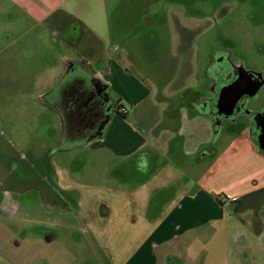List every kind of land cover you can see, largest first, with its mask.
Returning <instances> with one entry per match:
<instances>
[{
	"label": "crops",
	"instance_id": "crops-1",
	"mask_svg": "<svg viewBox=\"0 0 264 264\" xmlns=\"http://www.w3.org/2000/svg\"><path fill=\"white\" fill-rule=\"evenodd\" d=\"M192 24L173 19L174 47L182 57L177 82L158 87L112 60L103 64L98 73L114 96V112L105 131L82 146L90 144L91 152L113 164L85 181L69 171L56 174L65 195L60 206L51 204L48 226L68 228L81 218L109 264H232L250 246L264 248V153L250 120L263 109L213 118L216 90L204 97L191 82ZM245 71L259 74L264 86L261 72ZM3 142L0 219H24L28 197L41 223V189L34 184L35 194L27 195L19 172L24 156ZM55 238L51 232L44 240ZM19 245L14 242L15 250Z\"/></svg>",
	"mask_w": 264,
	"mask_h": 264
},
{
	"label": "rangeland",
	"instance_id": "rangeland-1",
	"mask_svg": "<svg viewBox=\"0 0 264 264\" xmlns=\"http://www.w3.org/2000/svg\"><path fill=\"white\" fill-rule=\"evenodd\" d=\"M178 16L196 29L191 82L197 81L201 95H209L208 78L221 67L259 71L264 79V0H0V141L24 156L19 172L27 195L36 184L43 196L41 223L35 222L34 200L28 197L24 219H0V264L110 263L81 218L68 228L48 226L51 204L60 206L65 195L57 173L69 171L85 181L113 164L91 152L90 144L77 147L84 142L60 138V119L48 94L65 61L79 58L91 62L93 71L112 60L149 84L173 83L182 58L174 47ZM257 109L264 110V86L246 106ZM51 232L56 238L46 244ZM14 242L20 243L18 250ZM252 248L232 264H264V248Z\"/></svg>",
	"mask_w": 264,
	"mask_h": 264
},
{
	"label": "flooded vegetation",
	"instance_id": "flooded-vegetation-1",
	"mask_svg": "<svg viewBox=\"0 0 264 264\" xmlns=\"http://www.w3.org/2000/svg\"><path fill=\"white\" fill-rule=\"evenodd\" d=\"M227 63L228 59L223 58L222 64L227 66ZM92 69L88 61L81 58L65 61L64 71L58 76L56 84L48 94V101L60 119V138L65 136L66 140L77 144L84 142L82 145L98 138L105 131L115 108L99 71ZM239 69L238 66L229 69L221 67L212 72L208 78V93L220 83H224L222 87L235 83ZM219 90L215 92L214 101H211L210 114L215 112L214 102ZM251 100L244 96L238 104L239 112L243 111L242 108H246ZM254 131L259 134L257 127Z\"/></svg>",
	"mask_w": 264,
	"mask_h": 264
},
{
	"label": "water",
	"instance_id": "water-1",
	"mask_svg": "<svg viewBox=\"0 0 264 264\" xmlns=\"http://www.w3.org/2000/svg\"><path fill=\"white\" fill-rule=\"evenodd\" d=\"M146 21V24L150 22ZM238 79L235 83L224 85L220 88L217 98L215 100V112L211 114L213 118H232L235 113L239 112L238 104L240 100L247 96L249 99H253L257 91L262 86L261 77L259 74L246 72L243 68L237 71ZM242 112L248 113L245 107L242 108ZM264 111V110H263ZM260 111L251 114V119L256 122L259 134L257 138V149L264 152V113L260 115ZM252 121V120H251Z\"/></svg>",
	"mask_w": 264,
	"mask_h": 264
},
{
	"label": "trees",
	"instance_id": "trees-1",
	"mask_svg": "<svg viewBox=\"0 0 264 264\" xmlns=\"http://www.w3.org/2000/svg\"><path fill=\"white\" fill-rule=\"evenodd\" d=\"M260 115H263V113H264V111H260ZM252 121H251V125H252V138H253V140L255 141V143L257 144V132H255L254 130L256 129V122H254V120L253 119H251ZM262 153H264L263 151H261Z\"/></svg>",
	"mask_w": 264,
	"mask_h": 264
},
{
	"label": "built area",
	"instance_id": "built-area-1",
	"mask_svg": "<svg viewBox=\"0 0 264 264\" xmlns=\"http://www.w3.org/2000/svg\"><path fill=\"white\" fill-rule=\"evenodd\" d=\"M124 113H125V111H124Z\"/></svg>",
	"mask_w": 264,
	"mask_h": 264
}]
</instances>
